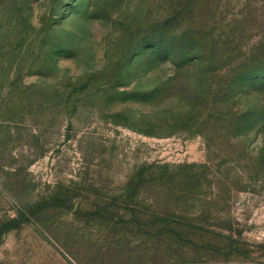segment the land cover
<instances>
[{
    "label": "rangeland",
    "instance_id": "rangeland-1",
    "mask_svg": "<svg viewBox=\"0 0 264 264\" xmlns=\"http://www.w3.org/2000/svg\"><path fill=\"white\" fill-rule=\"evenodd\" d=\"M0 264H264V0H0Z\"/></svg>",
    "mask_w": 264,
    "mask_h": 264
}]
</instances>
